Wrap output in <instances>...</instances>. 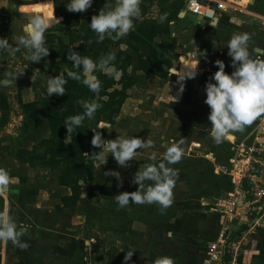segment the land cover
Masks as SVG:
<instances>
[{"label": "rangeland", "instance_id": "rangeland-1", "mask_svg": "<svg viewBox=\"0 0 264 264\" xmlns=\"http://www.w3.org/2000/svg\"><path fill=\"white\" fill-rule=\"evenodd\" d=\"M65 2L68 3V0ZM106 3L107 0H93L92 6L84 12H69L66 3L63 4L62 16L65 20L58 23L53 19L51 22V27L45 32V46L49 48V55L38 64L26 59L23 48L14 56L0 52V79L6 78L9 72L22 73L16 82L6 87L0 86V102H9L8 105L5 103V111L0 107V164L9 174L13 170L21 172L20 167L17 168L15 149L23 146L25 139L34 144L29 150L32 152L30 158L44 162L36 166L41 167L40 175L45 177L47 183V193L42 196L41 208L47 217L46 227L54 232L51 244H70L74 248L77 243L80 246L77 249H81L73 252L70 248L69 253L62 252L61 256L67 261L71 254V261L75 262L76 253L77 262L124 264V255L131 249L134 255L128 264H153L157 258L164 256L171 257L174 264H204L206 245L208 247V241L215 237L223 225L224 202L230 196V192L224 194L219 187L223 185L221 182L225 181L224 185L228 179L230 182L231 169L226 168L229 172L222 173L221 169L225 166H221L219 161L216 163L214 156H211L215 147L222 148L224 140L217 144L210 135L209 109H186L187 114L195 118L194 122L172 126L167 125L166 120L170 117L166 102L158 100L159 97L165 99L167 93L162 90L164 85L159 84L157 76L165 78L164 73L169 68L177 67L178 58L174 57V62L166 58L174 45H158L156 42L162 34H170L167 21L177 14L172 9L173 4L175 8H180L182 4L183 11L187 12V0H140L141 13L134 18L133 30L119 40L105 36L103 41H99L88 24ZM108 3L115 6L116 0H108ZM51 5L48 1L22 10L43 8V13L47 15L52 11ZM240 13L237 15L245 20V15ZM165 14L166 19L161 22L160 17ZM26 18L18 16L22 24H26ZM263 21L256 23L264 28ZM24 26L17 24L6 30L0 27V38H8L9 43L15 46L18 37L25 34ZM202 28L205 29V25ZM62 43L67 46L64 47ZM121 44L127 47L121 50ZM72 51L97 62L113 53V63L123 70V76L116 81L97 71L95 74L102 82L97 95L80 81L67 78L65 73V94L49 97L47 81L50 77L59 75L65 68L77 71L72 62L67 60V54ZM159 53L162 59L158 57ZM81 101H95L102 107L96 111L94 118H86L82 126L68 134L64 126L65 119L84 112ZM29 103L32 105L27 106ZM44 106L60 111L53 120L58 128V136L52 135L48 109ZM101 121L111 126L99 129ZM90 129L100 130L104 139L138 137L145 142L152 141V145L138 149L141 152L128 162L127 167H121L111 154H108L106 164L101 165L100 161L94 160V180L87 185L88 182L83 179L77 180L81 173L78 161L73 162L72 150L61 149L59 136L64 133L66 143L73 141L74 137L83 140L88 138L87 145H83L81 150L87 154L98 152L100 149L91 145L94 133ZM173 144L183 149V154L177 163L165 162L167 167L177 173L172 189V204L162 210L157 203L131 204L130 201L129 206L120 208L115 196L138 190L139 186L132 182L135 173L147 164L161 162L166 149ZM55 151L56 154L49 160ZM152 157H155V161ZM56 160L58 163L55 164ZM218 166L220 171H217ZM64 169H71L65 170V180L72 185V188L65 186L68 187V195L72 194V189L73 192H81L80 200L74 207L64 206L63 202L60 204V195L54 189V183H57V178L59 182ZM107 171L118 172L120 178L105 176ZM153 183L150 180L144 182L145 186ZM62 194H65V190H62ZM70 203L68 201L66 204ZM231 228L242 240L241 248L247 247L253 235L258 237L259 232L261 236L264 235L261 233L263 228L256 225L251 217L238 218ZM61 232L64 239L56 238ZM85 240L90 245H85ZM258 245L264 248L263 241ZM243 251H239L240 259Z\"/></svg>", "mask_w": 264, "mask_h": 264}, {"label": "clouds", "instance_id": "clouds-1", "mask_svg": "<svg viewBox=\"0 0 264 264\" xmlns=\"http://www.w3.org/2000/svg\"><path fill=\"white\" fill-rule=\"evenodd\" d=\"M92 4L93 0H68L65 7L69 12H84ZM43 11V8H35L34 13L36 14L27 17V23L23 28L25 34L18 37L15 46L9 43L8 38H0V52H7L9 55L14 56L17 51L23 48L26 59L37 64L42 58L47 57L49 48L45 46V32L51 27L54 10L49 11L47 15L40 14ZM140 13V0H116L115 6L108 3L107 0L99 13L91 17L88 27L97 34L99 41H103L105 36H109L113 40H119L133 30L134 18L138 17ZM164 19H166V14L160 17L161 22ZM56 21L58 22L57 19ZM234 22L237 21L234 20ZM248 41L247 34H234L226 46L228 49L227 55L231 57V67L234 70L231 74L227 73L224 61L218 59L214 62L218 70L212 74L205 84L206 98L204 103L210 108L208 115V121L211 124L210 135L217 144L222 143L224 139H233L232 133L234 131H243L246 125H251L258 116L264 114V60L251 58ZM126 47L125 44L120 45L121 50ZM200 53V56L205 55V53ZM67 60L72 62L73 68L77 71L65 68L64 72L50 77L47 81V95L49 97L65 94L64 86L67 83L65 73L67 78L80 81L97 95L101 90L102 83L95 74L97 71H101L116 81H119L123 76V70L118 69L113 63L115 60L113 53L100 58L97 62L72 51L67 54ZM198 63L199 61L196 68ZM20 74L22 73H7L6 78L0 79V86L6 87L14 81L16 82ZM196 75L195 69L189 75H186L183 80L195 78ZM81 104L84 108L83 113L65 119L64 126L68 134L72 133L77 127L82 126L86 118H94L96 111L102 107L95 101H81ZM110 126L107 122L101 121L98 128L104 129ZM90 130L94 133L91 145L100 150L93 152L90 157L87 153L84 155L100 161L101 165L107 163L108 154H111L121 167H127L128 162L132 161L138 154V149L152 145V141L145 142L138 137L125 138L118 136L116 139H104L100 130ZM182 154L183 149L177 144H173L166 149L161 162L158 164L150 163L145 165L142 170L139 169L132 181L139 186L138 190L116 195L117 205L124 208L129 206L131 201V204L157 203L162 210L169 207L172 204V189L175 183L174 177L177 173L167 167L166 163H177ZM152 159L155 161V157H152ZM104 175L120 178V174L113 171H107ZM11 179L9 172L4 168H0V192H6ZM146 180L154 183L145 186L144 182ZM26 230V228L18 226L8 208L0 211V243L7 244L11 241L13 245L26 249L28 244L20 240V236ZM84 243L88 246L89 241L85 240ZM133 255L134 250L129 249L124 255V264H128ZM153 264H174V262L171 257L164 256L157 258Z\"/></svg>", "mask_w": 264, "mask_h": 264}, {"label": "crops", "instance_id": "crops-1", "mask_svg": "<svg viewBox=\"0 0 264 264\" xmlns=\"http://www.w3.org/2000/svg\"><path fill=\"white\" fill-rule=\"evenodd\" d=\"M48 1L52 4L51 7L52 10H54L53 19L56 18L58 23L63 22L65 20L62 16V14H64L63 4L67 3L65 0H0V27L6 30L12 28V26L16 27L17 24L20 26L25 25L19 22L18 16L28 17L36 13H34V11H25L22 9L28 10L31 6L44 4ZM234 1L239 2L243 6L245 5L246 8L242 9L237 6L238 10L230 9L223 13L213 24L207 23L201 17L191 14L188 11L186 12V10L183 11L182 4H180V8H175L173 4L172 9L175 10L177 14L170 21H167L170 34H162L161 37H158V41L156 42V44L164 43L166 45H174L172 50L167 52L166 58L170 60H173L174 57L178 58V63L175 64L177 67L169 68V71L164 73L165 78H160L159 75L157 76L160 81L159 84L164 85L162 90L167 93L165 99L164 97L158 98V100L166 102L165 107L169 114L168 117H170V119L168 118L166 120L167 125L192 124L195 118L193 116V118H191L187 114L186 109L192 110V108L198 107L209 109L208 113H210L209 106L204 103L206 98V93L204 91L205 84L209 81L212 74L218 70L214 64L218 59L224 61L226 66L225 71L227 73L231 74L234 70L231 67V57L227 55L228 49L226 47L227 42L234 34H247L249 37L248 45L251 58L264 60V28H261L256 23L264 20V0ZM185 5H187V3ZM239 13L244 14L246 19L242 20V18L237 15ZM40 14L45 15L44 13ZM234 20L237 22H234ZM204 25L206 27L205 29L202 28ZM63 40L65 41L66 39ZM156 48L159 49L158 46H156ZM200 52L205 53V55L200 56ZM159 54L158 57L162 59V54ZM198 61L199 63L196 68ZM195 69L197 72L195 78H186L183 80L186 75H189ZM5 103L6 105L9 104L6 100ZM5 103L0 102V107L3 108V111H5ZM7 118L8 117H6V119ZM28 122H30V120H28ZM258 122L259 116L251 125H246L243 131H234L232 133L233 139H224V144L222 148H220L221 150L215 147L214 153L219 158L217 159L214 153H212L211 156H214L216 163L219 161L221 166H225L224 169L218 166L217 171L221 169L224 174L229 172L227 169L232 168L230 160L235 153L236 145L242 141H251L252 136L250 137V135L255 130ZM32 146H34V144L28 139H25L23 146H19L15 149V152H17V168L20 167L22 171L13 170L10 174L12 179L6 192H0V211L8 208L10 214L17 221L18 226L27 229L20 236V240L21 242H26L28 247L26 249H21L19 246L13 245L11 241L7 244L0 243V264H42V262L43 264H87L86 262H77L76 253L75 262L71 261V254L68 256L69 261L63 259L64 257L61 256V253L64 251L68 252L70 248H72L70 244L64 246L57 243V245L54 243L51 244L54 232H50L46 227L45 223L47 217L41 208L42 196L44 197V193H47V183H45V177L40 175L41 167L32 166L26 161L25 156L26 152H29ZM0 168H2L1 164ZM56 180L57 183H54L55 188H53L56 194L60 195V203L63 202L64 197L70 196L71 194L68 195L67 193L68 187L60 185L58 178ZM31 181L35 183H30ZM221 183H223V185L220 187L218 185V187L224 194L232 191V185L229 179L226 181V185H224L225 181ZM31 184H33V187H31ZM62 190H65V194H62ZM239 200L242 202V198ZM261 231V233L264 234V229ZM254 234L256 235L257 233L254 232ZM257 235L264 237V235L261 236L260 232ZM259 236L256 237L253 235L247 247L245 248L244 246V248H242L244 251L241 256V264H264V248L258 245L259 242H264V239H261ZM56 238L64 239L62 232L60 235H57ZM213 238L208 242L212 241ZM74 241H76V239ZM88 245H90V242ZM74 246L76 247L72 248L73 252L81 250L77 249L78 247L80 248L77 243L74 244ZM118 247L121 248L120 246ZM206 250L207 245L205 251ZM48 255L49 258H47Z\"/></svg>", "mask_w": 264, "mask_h": 264}, {"label": "built area", "instance_id": "built-area-1", "mask_svg": "<svg viewBox=\"0 0 264 264\" xmlns=\"http://www.w3.org/2000/svg\"><path fill=\"white\" fill-rule=\"evenodd\" d=\"M230 9L238 10L231 0H187V11L210 24ZM251 136L250 142L242 141L236 145L230 160L232 191L224 202L223 225L208 243L204 264H241L239 251L242 240L231 228L238 218L251 217L264 229V114L259 116Z\"/></svg>", "mask_w": 264, "mask_h": 264}, {"label": "trees", "instance_id": "trees-1", "mask_svg": "<svg viewBox=\"0 0 264 264\" xmlns=\"http://www.w3.org/2000/svg\"><path fill=\"white\" fill-rule=\"evenodd\" d=\"M155 32H157V31H155ZM62 44H63L64 47L67 46V44H64V43H62ZM30 105H32V103H29V105H27V106H30ZM44 107L48 109L49 121H50L51 128H52V135H54V136L57 135L58 136V134H57L58 128H57V125H55L53 120H55V116L54 115H58L60 111H58L57 109H51L49 106H44ZM31 116L32 115H30V117ZM63 135H64V133L63 134L61 133V136H59L61 149L65 150V151L72 150L71 152H74V154H73V162H75V161L77 162L78 161V166L81 169V173H80L79 176H77V180L78 179H83L85 182H88L87 185L92 183L93 180H94V165H93L94 160L89 158L92 155V153H89L88 154L89 157H88V156L84 155L85 151L81 150V147L83 145H85V146L87 145L86 142H87L88 138L83 140V139H81V137H74L73 141H71L70 143H66L64 138H63ZM54 140L55 139H53V141ZM30 154L32 155V152L27 153L26 161L28 163H30L32 166H36L38 164H43L44 163V162L43 163L42 162L41 163L40 162H36V160H34L33 158H30ZM55 154H56V151L54 152V154L52 153L51 158L49 160H52V157ZM54 163L56 164V163H58V161L56 160ZM65 170L66 171H70L71 169L70 170L64 169L62 171V175H60V177H59V183L62 186H69V187L72 188V185L65 180V178L67 176V175L65 176V172H66ZM76 184L79 185V183H76ZM80 188L82 189V187H80ZM80 193L81 192H79V193L73 192V189H72V194L70 196H66V197L63 198V203L65 204L64 206H75L78 203V201L80 200V196H81ZM68 201H71V203L70 204H66Z\"/></svg>", "mask_w": 264, "mask_h": 264}, {"label": "bare ground", "instance_id": "bare-ground-1", "mask_svg": "<svg viewBox=\"0 0 264 264\" xmlns=\"http://www.w3.org/2000/svg\"><path fill=\"white\" fill-rule=\"evenodd\" d=\"M232 1V3H234L235 5H237V6H239L240 8H242V9H244V8H246L245 6H243V5H241L239 2H237V1H234V0H231Z\"/></svg>", "mask_w": 264, "mask_h": 264}]
</instances>
